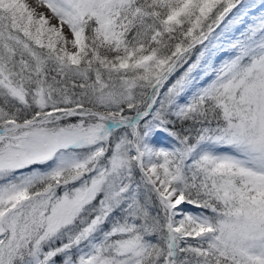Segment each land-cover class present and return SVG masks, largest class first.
I'll return each mask as SVG.
<instances>
[{"label":"snow or ice","instance_id":"snow-or-ice-1","mask_svg":"<svg viewBox=\"0 0 264 264\" xmlns=\"http://www.w3.org/2000/svg\"><path fill=\"white\" fill-rule=\"evenodd\" d=\"M0 264H264V0H0Z\"/></svg>","mask_w":264,"mask_h":264}]
</instances>
